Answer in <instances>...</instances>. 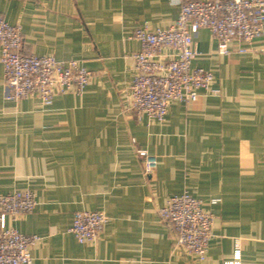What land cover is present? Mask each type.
Returning <instances> with one entry per match:
<instances>
[{
  "label": "crops",
  "instance_id": "0c3cea01",
  "mask_svg": "<svg viewBox=\"0 0 264 264\" xmlns=\"http://www.w3.org/2000/svg\"><path fill=\"white\" fill-rule=\"evenodd\" d=\"M186 1L0 0V15L21 27L22 52L78 59L93 73L83 95L44 106L5 99L0 65V192L34 193L32 211L7 218L39 236L32 264H223L235 241L240 264H264V35L245 53L232 42L222 55L199 29L193 66L213 72L218 93L170 102L162 122L129 109L130 55L139 49L132 31L168 27ZM136 148L156 157L151 173ZM184 191L212 215L203 261L174 249L172 227L158 215ZM80 210L106 216L92 243L68 231Z\"/></svg>",
  "mask_w": 264,
  "mask_h": 264
},
{
  "label": "built area",
  "instance_id": "2783aa9c",
  "mask_svg": "<svg viewBox=\"0 0 264 264\" xmlns=\"http://www.w3.org/2000/svg\"><path fill=\"white\" fill-rule=\"evenodd\" d=\"M201 28L210 31L217 53L229 54L232 42L242 44L236 50L245 53L256 37L264 35V0H188L180 4L176 19L168 27L151 29L146 23L135 27L130 38L139 43V49L130 55L134 69L126 91L130 110L162 122L170 102L188 104L201 91L218 93L212 88L213 72L193 66L200 54L194 37ZM21 45V27L0 15L5 99L36 97L42 105L50 106L56 95H83L93 73L80 60L26 54ZM135 151L142 159L144 173H151L156 168V157L143 148ZM35 204L29 189L0 192V264H32L29 248L39 236L9 226L7 218L30 212ZM157 211L172 227L174 249L203 261L211 238L212 215L204 209L201 199L184 191L168 197ZM105 222L103 211L80 210L74 213L68 231L78 243H92ZM239 259V243L235 241L233 258L223 264H240Z\"/></svg>",
  "mask_w": 264,
  "mask_h": 264
}]
</instances>
